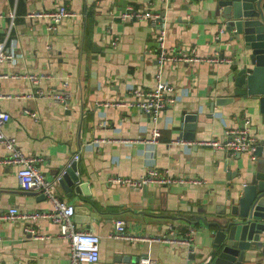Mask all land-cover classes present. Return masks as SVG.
Masks as SVG:
<instances>
[{"label": "crops", "instance_id": "obj_1", "mask_svg": "<svg viewBox=\"0 0 264 264\" xmlns=\"http://www.w3.org/2000/svg\"><path fill=\"white\" fill-rule=\"evenodd\" d=\"M58 5L71 15L48 31V14ZM128 5L159 15L166 52L194 48L197 57L218 52L230 60L163 63L161 81L177 98L157 120L155 145L144 143L152 127L149 118L127 104L135 100L132 89L156 85L157 28L148 21H119L117 15ZM215 5L216 0H0V41L13 44L20 55L16 62L0 65V110L10 115L0 132L35 158L49 182L78 155L81 189L64 191L56 180L54 195L73 206L75 229L98 237L93 264H210L213 227L203 223L218 220L226 210L227 197L235 196L239 166L250 165L253 156H230L203 143L221 140L246 119L255 143L264 136V127L241 99L211 109L212 101L228 97L224 88L231 85L236 59L227 35L218 33ZM23 74L43 78L37 85L14 78ZM37 88L66 94L68 100L25 97ZM97 103L101 105L95 107ZM186 114L196 115L189 142L177 139ZM6 157L0 144V264H68V241L49 217H5L11 207L19 215L52 212L38 190L19 188L17 167ZM150 169L196 183H147L135 189L115 181L136 180ZM117 220L123 222L126 239L112 235ZM242 264H264V256L247 251Z\"/></svg>", "mask_w": 264, "mask_h": 264}, {"label": "built area", "instance_id": "obj_2", "mask_svg": "<svg viewBox=\"0 0 264 264\" xmlns=\"http://www.w3.org/2000/svg\"><path fill=\"white\" fill-rule=\"evenodd\" d=\"M167 2L169 0H163ZM71 14L66 9L64 5H58V7L48 14L50 19L47 30L53 31L56 26L66 17ZM12 18V15H10ZM117 18L121 22H132V21H148L151 26H157L159 21V15L153 13L150 9H134L132 6H126L123 11H121ZM221 28L218 29V33H221ZM217 38V36H216ZM116 40V39H115ZM115 40L111 42V45L115 46ZM157 51H156V61L158 67L154 74V79L156 80V85L152 89L148 90H138L132 89L131 93L134 95L135 100L127 105L134 107L137 110L143 112L150 120L152 127L149 130V136L144 143L148 145H155L157 143V138L159 136L158 128L156 127L157 120L163 110L167 107L172 106L176 101V96L171 94V90L161 81V68L163 63L166 61L174 62H197L200 64L204 63H226L229 64L230 60L227 57L220 55L218 52L212 53L208 57H197L195 55L194 48H183L177 50H169V53L165 51L163 46V30L162 27L157 28ZM14 45L10 43V46H6L5 42L0 41V65L3 63H14L19 59V56L14 50ZM68 77V76H67ZM14 78H23L28 80L34 85L38 84L39 79L43 78L42 75L33 74H23L14 76ZM65 87V84H64ZM35 97H46L52 99L56 102H65L68 100L66 94L59 92L45 93L41 89H35L33 95L28 94L26 98ZM1 97V94H0ZM97 103L95 107L100 106ZM24 113L29 114L33 119H36L35 114L24 110ZM10 119V115L2 110H0V128L3 124L7 123ZM248 119L244 120L241 127L230 128L225 131L221 140H209L203 144L210 146L214 150H220L224 153L233 156L240 155L244 153H250L254 149L255 139L251 135L248 128ZM0 144L3 146L7 152V157L5 161L11 165L17 167L16 179L18 186L23 191L38 190L44 195V197L51 203L52 212L48 215L45 213H31L19 215L16 208L11 207L7 210L5 217L9 220L12 219H34L36 217H49L51 221L57 224L59 228V234L61 237L68 241V264H93L98 260V244L99 239L96 235L89 231L78 230L74 228L71 221V217L74 212L73 206L66 204L65 202L59 200L54 195L55 181L58 177L52 181H46L42 177L39 169L35 166V158L23 154L15 144L13 138L4 137L0 132ZM154 151L152 147L146 150V157L148 159L152 158ZM78 155H72L71 161H77ZM68 166V165H67ZM63 173V171H62ZM117 183L122 185H128L131 188L141 189L147 183H155L159 185H167L174 183H196L194 180L181 179L172 177L167 171H157L155 169H150L142 177L133 180L129 178L116 179ZM112 235L115 238L126 239V233L124 232V226L122 221H115L113 226ZM25 232L33 235L34 230L30 227H26ZM185 243L190 242V238L185 239ZM141 264H147V260L141 262Z\"/></svg>", "mask_w": 264, "mask_h": 264}, {"label": "water", "instance_id": "obj_3", "mask_svg": "<svg viewBox=\"0 0 264 264\" xmlns=\"http://www.w3.org/2000/svg\"><path fill=\"white\" fill-rule=\"evenodd\" d=\"M215 6L217 29L227 35L236 59L230 71L231 85L224 88L229 95L212 101L211 109L241 99L264 127V0H216ZM195 120L193 114L181 118L177 139H194ZM251 153L252 163L239 166L235 196L227 197L226 210L218 220L203 223L213 227L210 264H242L244 253L252 250L264 256V136ZM79 180L76 162L72 161L59 174L57 183L64 191L74 186L78 193L82 187Z\"/></svg>", "mask_w": 264, "mask_h": 264}]
</instances>
